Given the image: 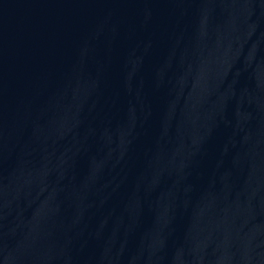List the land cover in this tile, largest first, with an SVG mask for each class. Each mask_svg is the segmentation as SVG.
I'll use <instances>...</instances> for the list:
<instances>
[{"label":"water","instance_id":"water-1","mask_svg":"<svg viewBox=\"0 0 264 264\" xmlns=\"http://www.w3.org/2000/svg\"><path fill=\"white\" fill-rule=\"evenodd\" d=\"M0 264H264V0H0Z\"/></svg>","mask_w":264,"mask_h":264}]
</instances>
